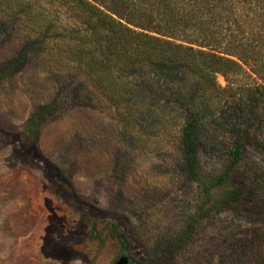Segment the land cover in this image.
I'll return each mask as SVG.
<instances>
[{
  "label": "rangeland",
  "instance_id": "1",
  "mask_svg": "<svg viewBox=\"0 0 264 264\" xmlns=\"http://www.w3.org/2000/svg\"><path fill=\"white\" fill-rule=\"evenodd\" d=\"M12 2L18 9L23 0H0V66L26 56L0 80V264H264V225L227 211L169 246L201 201L177 130L129 132L123 101L92 96L69 39L37 43L47 21L58 17L59 29L74 22L62 1L34 0L37 16L13 24ZM216 81L227 86L222 74ZM82 86L87 97L73 92ZM47 105L54 107L29 136L27 120ZM204 135L199 161L211 178L226 164L231 135L213 124ZM250 179L264 185V153L254 145L234 176Z\"/></svg>",
  "mask_w": 264,
  "mask_h": 264
},
{
  "label": "trees",
  "instance_id": "2",
  "mask_svg": "<svg viewBox=\"0 0 264 264\" xmlns=\"http://www.w3.org/2000/svg\"><path fill=\"white\" fill-rule=\"evenodd\" d=\"M60 1L74 22L59 29L58 17L47 21L37 43L47 36L69 39L73 60L95 89L92 96L123 101L119 107L129 132L177 130L185 174L199 186L201 201L169 246L180 247L196 223L216 212L264 225V185L257 179L234 180L248 145L264 153V0ZM33 4L23 0L16 9L12 2L10 22L37 16ZM25 56L22 52L1 65L0 80ZM217 74L224 75L227 86L217 84ZM83 86L73 92L87 97ZM51 107L32 113L25 125L29 136H37ZM212 124L231 140L226 164L206 178L199 152Z\"/></svg>",
  "mask_w": 264,
  "mask_h": 264
}]
</instances>
